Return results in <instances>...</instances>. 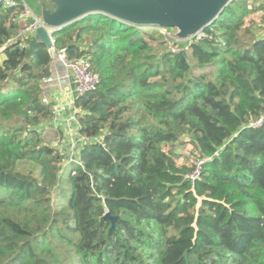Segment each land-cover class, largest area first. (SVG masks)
Masks as SVG:
<instances>
[{
  "label": "trees",
  "instance_id": "1",
  "mask_svg": "<svg viewBox=\"0 0 264 264\" xmlns=\"http://www.w3.org/2000/svg\"><path fill=\"white\" fill-rule=\"evenodd\" d=\"M13 1L0 8V264H264V0H233L182 45L92 13L52 50L20 23L36 0ZM61 50L98 78L74 100L90 142L68 163L42 133ZM184 137L194 181L173 152Z\"/></svg>",
  "mask_w": 264,
  "mask_h": 264
},
{
  "label": "water",
  "instance_id": "2",
  "mask_svg": "<svg viewBox=\"0 0 264 264\" xmlns=\"http://www.w3.org/2000/svg\"><path fill=\"white\" fill-rule=\"evenodd\" d=\"M7 0H0V8ZM40 22L33 38L53 49L52 34L88 14L102 13L137 27L173 29L177 40H185L215 21L233 0H36ZM185 54L184 50L181 51ZM111 229L118 219L105 213Z\"/></svg>",
  "mask_w": 264,
  "mask_h": 264
},
{
  "label": "built area",
  "instance_id": "3",
  "mask_svg": "<svg viewBox=\"0 0 264 264\" xmlns=\"http://www.w3.org/2000/svg\"><path fill=\"white\" fill-rule=\"evenodd\" d=\"M13 5H15V2L13 0H7L5 2V6H13ZM21 18H31L33 20L32 23L27 27V31L31 34L34 31V29L41 24L40 18L36 16L33 13V11H31L27 7L24 8L21 14ZM200 37H201V31L196 33L194 36L190 38L193 39V38H200ZM52 57H53V60H56L57 62H59L60 65L63 67V69L65 70L64 71L65 75L62 78H60V80H56V77L54 76H49L43 82L44 87L52 85L54 81L55 82L57 81L58 84H61V83L70 84V79L72 76L74 79L73 83L76 86V94H77L76 96H81L85 93L95 90L96 85L98 83V78L93 73L91 64L89 63L87 59L78 58V59H73V60H67L65 57L64 50H61L59 52L52 51ZM69 94H71V92ZM42 102L46 103L47 102L46 98L43 97ZM72 102L69 104V106H71L72 114L67 119L66 128H65L66 134L65 133L64 134L67 135V137L69 138V141L71 143V148L77 150L78 147L90 141L87 138L78 136L77 134L78 124L76 120V115L81 114V112L73 106ZM52 110L56 113L58 110V107L53 106ZM74 157L75 156L71 155L69 158V161L75 162ZM201 164H202V161L198 160L194 172H192L188 176V178L191 181H194L198 177V171H199V167L201 166Z\"/></svg>",
  "mask_w": 264,
  "mask_h": 264
},
{
  "label": "rangeland",
  "instance_id": "4",
  "mask_svg": "<svg viewBox=\"0 0 264 264\" xmlns=\"http://www.w3.org/2000/svg\"><path fill=\"white\" fill-rule=\"evenodd\" d=\"M33 8H35V6ZM33 10L35 11V9H33ZM157 30L158 29H156V31ZM161 32L162 33L166 32L170 36H175V30H173V29H166V30L164 29ZM190 40H191V38H188V39H185V40H179V42L182 45V44H186ZM181 45L179 44L177 48L181 47ZM53 61H54L55 69L58 71L57 72V76H54V77H56V80H60V78H62L65 75V72H64L65 70L63 69V67L60 65L59 62H57L56 60H53ZM73 82H74V79L71 76L70 86L72 87V90H74L75 94H76V86H75V84ZM59 86H60V84H58L57 81L56 82L54 81L52 83L51 87H48V86L44 87V94H43L42 98L43 97L46 98L47 102L45 104L49 103V92H50V89L55 88V87H59ZM74 100L72 102V98L70 99V101L73 103V106H74ZM61 111H62L61 108L60 109L58 108V111L56 112V114L58 113V115H57L58 118H59V116L62 113ZM71 114H72V110L69 111L68 114H66L67 116L63 115L64 119L67 117L64 122H61V120H59L56 123L61 124L60 126H65V128H66L67 119L71 116ZM65 128L62 131H63V133L66 134ZM42 133L45 134L43 136L44 141H46L48 144L54 145L56 148H58V150L60 152H62V154L64 155V157L66 159L65 163L70 162L69 158H70L71 155L76 156L77 150L71 148V143H70L69 138L67 137V135H65V134L63 135V141H62V139L58 140V137H57L58 134L54 133V131L51 130V127L46 125V124H43ZM164 150L166 151L167 148L165 147ZM173 152L177 156L176 163L178 165H185V166H187L189 168H192L198 162L199 157H198L197 151L194 149L193 145L185 137L182 138L181 141L174 147Z\"/></svg>",
  "mask_w": 264,
  "mask_h": 264
},
{
  "label": "crops",
  "instance_id": "5",
  "mask_svg": "<svg viewBox=\"0 0 264 264\" xmlns=\"http://www.w3.org/2000/svg\"><path fill=\"white\" fill-rule=\"evenodd\" d=\"M25 22H26V18H21L20 23L22 25H24ZM1 58H2V56L0 54V60H1ZM57 72L58 71L55 69V66H54V61H52V65L50 67V76H57ZM48 87H51V85L48 86ZM70 92H71V94H69ZM76 95L77 94H75V91L72 90V87L70 86V84H66V83H61L59 87H55V88L50 89V92H49V102H52L53 103V106H57L59 109L61 108V110H62L61 112L62 113L59 116V118L57 116L58 113L57 114L55 113L54 120H52L50 123H47L46 125L50 126L51 127V130H53L54 133H57L58 134L57 135L58 140L59 139H62V141H63V135H64V133H63L62 130H64L65 126H60L61 124H58L56 122L59 121V120H61V122H64L65 121V119L67 117L64 119L63 118V115H66V114L69 113V111H71V106H69V104L71 103L70 99L72 98V101H73L77 97ZM44 135L45 134L43 133V136ZM52 146H54V145H52Z\"/></svg>",
  "mask_w": 264,
  "mask_h": 264
}]
</instances>
